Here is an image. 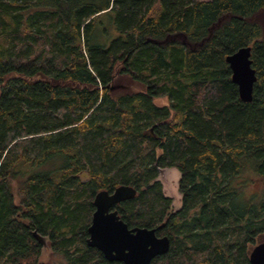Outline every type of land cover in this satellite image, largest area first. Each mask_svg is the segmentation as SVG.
<instances>
[{
	"label": "trees",
	"instance_id": "16d2710c",
	"mask_svg": "<svg viewBox=\"0 0 264 264\" xmlns=\"http://www.w3.org/2000/svg\"><path fill=\"white\" fill-rule=\"evenodd\" d=\"M242 45L249 101L225 61ZM165 166L180 172L175 210ZM120 183L136 192L119 217L170 239L150 264H250L264 0H0V264H123L86 244L94 194ZM42 237L58 263L40 260Z\"/></svg>",
	"mask_w": 264,
	"mask_h": 264
},
{
	"label": "water",
	"instance_id": "95a60500",
	"mask_svg": "<svg viewBox=\"0 0 264 264\" xmlns=\"http://www.w3.org/2000/svg\"><path fill=\"white\" fill-rule=\"evenodd\" d=\"M250 53L251 46L242 45L225 55L231 80L237 85L238 95L243 101L251 100L256 80V69L252 65ZM135 192L132 185L120 183L112 191L101 189L94 194V209L87 226L86 244L100 250L104 258L110 261L150 264L156 255L168 251L169 237L166 234H156V227L128 226L113 208L114 204L132 198ZM248 257L250 264H264V240L252 246Z\"/></svg>",
	"mask_w": 264,
	"mask_h": 264
},
{
	"label": "rangeland",
	"instance_id": "374dc122",
	"mask_svg": "<svg viewBox=\"0 0 264 264\" xmlns=\"http://www.w3.org/2000/svg\"><path fill=\"white\" fill-rule=\"evenodd\" d=\"M154 100L158 104L165 103L167 101L165 96L157 97ZM157 177L162 184L163 193L171 197V209L174 210L178 208L181 203V194L178 190V179H179L178 169L173 166L161 167L159 169V173ZM42 242H43L42 243L43 246L41 247V253L39 257L40 260L50 263H58L60 261V256L51 250V247L49 246L46 237H42Z\"/></svg>",
	"mask_w": 264,
	"mask_h": 264
},
{
	"label": "flooded vegetation",
	"instance_id": "af4514ba",
	"mask_svg": "<svg viewBox=\"0 0 264 264\" xmlns=\"http://www.w3.org/2000/svg\"><path fill=\"white\" fill-rule=\"evenodd\" d=\"M261 241H263V240H261ZM260 242V241H259ZM258 243V242H257ZM256 244V243H255ZM254 246V245H253ZM252 248V247H251ZM251 250V249H250Z\"/></svg>",
	"mask_w": 264,
	"mask_h": 264
}]
</instances>
